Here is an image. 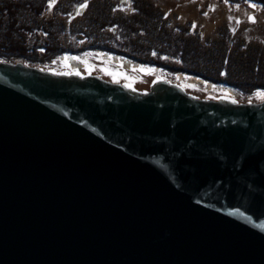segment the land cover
<instances>
[{
	"label": "water",
	"instance_id": "obj_1",
	"mask_svg": "<svg viewBox=\"0 0 264 264\" xmlns=\"http://www.w3.org/2000/svg\"><path fill=\"white\" fill-rule=\"evenodd\" d=\"M0 264H264V100L0 62Z\"/></svg>",
	"mask_w": 264,
	"mask_h": 264
},
{
	"label": "rangeland",
	"instance_id": "obj_2",
	"mask_svg": "<svg viewBox=\"0 0 264 264\" xmlns=\"http://www.w3.org/2000/svg\"><path fill=\"white\" fill-rule=\"evenodd\" d=\"M237 1L0 0V62L97 76L130 84L133 94L163 79L199 100L260 103L254 92L264 87V2ZM239 60L246 68L237 77L229 68ZM221 66L228 78L207 74Z\"/></svg>",
	"mask_w": 264,
	"mask_h": 264
},
{
	"label": "trees",
	"instance_id": "obj_3",
	"mask_svg": "<svg viewBox=\"0 0 264 264\" xmlns=\"http://www.w3.org/2000/svg\"><path fill=\"white\" fill-rule=\"evenodd\" d=\"M232 2H239V1H237V0H231ZM250 1H254V2H257L258 0H250ZM260 2L261 3H263L264 2V0H260ZM9 3H11V2H9ZM18 4V3H17ZM10 7H13L14 9H19V7H21L20 6V4H19V6L17 5H15V4H13V5H11ZM17 7V8H16ZM23 27V26H22ZM22 27H20V28H22ZM22 29H24L25 31H26V29H28V28H26V27H23ZM10 37H7V38H12V35H9ZM19 52V51H18ZM221 60V59H220ZM222 63L224 62V60L223 61H221ZM249 63V62H248ZM244 64H246V60L245 61H243V60H239L236 64H235V67H233V69L232 68H229V69H231V71H232V75H236L237 77H240V75H239V73L241 72V70L242 69H240V68H246L245 66H244ZM250 65H252V62L250 63ZM254 67H257V68H254L255 70H258V65H255ZM225 68V69H224ZM238 68V69H237ZM229 69H227V67H224V66H221V67H219V68H213L212 70L210 69H208V71L209 72H207V74H209V76L211 75V76H213V77H222L221 75H220V72L221 71H224L225 72V77L228 75V71H229ZM239 70V71H238ZM192 73V72H191ZM205 73V72H204ZM201 75H203V76H205L204 74H203V71H201V73H200ZM210 76V77H211ZM224 76V75H223ZM208 77V76H207ZM263 77V76H262ZM226 78H228V77H226ZM223 79V78H222ZM222 81V80H221ZM232 82V81H231ZM261 85H264V82H261L260 83ZM256 85H258V84H256ZM239 87V86H238ZM261 89V88H263L264 89V87H258L257 86V89Z\"/></svg>",
	"mask_w": 264,
	"mask_h": 264
},
{
	"label": "snow or ice",
	"instance_id": "obj_4",
	"mask_svg": "<svg viewBox=\"0 0 264 264\" xmlns=\"http://www.w3.org/2000/svg\"><path fill=\"white\" fill-rule=\"evenodd\" d=\"M49 8H51V3H48V5H47ZM80 8H85V7H87V4L86 3H82V4H80V6H79ZM249 7H252V8H255L256 7V5L255 4H249ZM167 15V13H165V16ZM248 20L250 21V22H252V23H255L256 22V20H255V18L253 17V16H251V15H249L248 16ZM195 25H193V27H194ZM39 51H43V49H38ZM65 59H67V57L65 56ZM72 59H77V57H72ZM145 71L147 72L148 71V69H145ZM57 75H77V76H79L80 75V73L79 72H64V73H56ZM220 75L221 76H223V75H225V72L224 71H221L220 72ZM125 87H130V84H126L125 85ZM254 95H256L258 98H264V91H261V90H259V89H257L255 92H254ZM233 104L234 103H236V101L235 100H232L231 101Z\"/></svg>",
	"mask_w": 264,
	"mask_h": 264
}]
</instances>
